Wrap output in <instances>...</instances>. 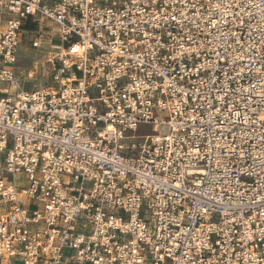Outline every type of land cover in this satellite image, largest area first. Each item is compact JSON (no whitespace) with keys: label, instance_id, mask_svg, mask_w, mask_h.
I'll list each match as a JSON object with an SVG mask.
<instances>
[{"label":"built area","instance_id":"1","mask_svg":"<svg viewBox=\"0 0 264 264\" xmlns=\"http://www.w3.org/2000/svg\"><path fill=\"white\" fill-rule=\"evenodd\" d=\"M0 10V258L264 264V0ZM20 38L57 43L51 85L20 88Z\"/></svg>","mask_w":264,"mask_h":264},{"label":"rangeland","instance_id":"2","mask_svg":"<svg viewBox=\"0 0 264 264\" xmlns=\"http://www.w3.org/2000/svg\"><path fill=\"white\" fill-rule=\"evenodd\" d=\"M0 14L6 16L1 10ZM45 23L48 24V21L46 20ZM36 28V24H28V26H26V29L32 31H35ZM52 35L57 36V33L53 32ZM20 41L16 50V61L12 67L15 76L18 78L20 88L22 90L31 91L51 85L49 70L46 66L45 59L51 50L57 48V43L43 41L40 48L34 49L27 44L26 40L20 38ZM0 84L2 88L5 87L3 83ZM160 130L162 131L164 128H160ZM153 131V126L140 125L137 129V134L144 135L152 133ZM15 179L21 186L26 185V180L22 173L16 174ZM9 181H12L11 177ZM1 213L2 210L0 209V214Z\"/></svg>","mask_w":264,"mask_h":264},{"label":"crops","instance_id":"3","mask_svg":"<svg viewBox=\"0 0 264 264\" xmlns=\"http://www.w3.org/2000/svg\"><path fill=\"white\" fill-rule=\"evenodd\" d=\"M10 16H0V18L3 20V19H6ZM26 29V28H25ZM30 30V29H29ZM1 83V82H0ZM1 84H0V88H1ZM0 264H21V262L17 259H11V260H7V259H2L0 258Z\"/></svg>","mask_w":264,"mask_h":264}]
</instances>
